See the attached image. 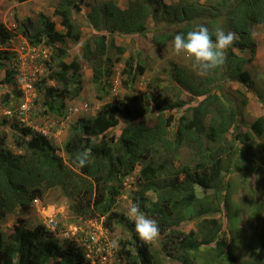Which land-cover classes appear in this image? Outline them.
<instances>
[{"label":"trees","instance_id":"trees-1","mask_svg":"<svg viewBox=\"0 0 264 264\" xmlns=\"http://www.w3.org/2000/svg\"><path fill=\"white\" fill-rule=\"evenodd\" d=\"M85 7L90 9L85 19L92 34L83 39L74 16ZM54 15L62 28L41 12L37 18L27 16L19 22V33L30 45L50 50L46 73L35 82L42 94L40 115L66 119L67 101L79 98L83 89V60L91 66L101 100L112 98L115 67L121 60V86L130 92L126 98L109 99L92 116L82 114L71 121L65 155L33 126L0 119V223L16 211L28 212L35 199L44 200L50 190L59 189L74 216L71 223L105 217L104 225L115 229L124 216L117 210L119 197L127 191L132 203L157 220L159 246L172 260L196 264L204 252L202 264H241L232 247L246 240L257 241L264 254V228L257 229L264 199L255 186L254 229L248 235L232 236L227 222L208 216L229 205L228 178L235 172L252 174L251 183L264 185V143L259 141L264 137V115L246 128L240 118L248 103L244 92H254L256 87L249 63L257 53L255 28H264V0H129L126 7L118 0H56ZM200 25L213 33L217 29L236 33L225 63L203 77L171 64L147 81L145 91L133 93L148 65L133 54L124 59L128 47L117 45L114 34L150 35L155 44L165 46L176 34H187ZM15 34L0 20V70L6 68L0 84L4 88L18 83L8 68L16 55L2 47ZM70 42L78 53L72 55ZM227 82L244 89L238 91L240 105L221 95ZM183 93L191 96L190 101ZM18 99L23 101L21 89L6 90L8 107ZM185 146L191 153L182 160ZM83 151L90 152L88 162L76 168L74 158ZM131 177L135 184L127 188L125 182ZM192 218H201L196 230L181 229ZM127 226L131 237L121 240V264H161L150 246L139 241L134 223ZM250 253L251 260L264 264ZM0 264L89 263L75 240L57 238L42 222L30 228L19 218L11 233L0 230Z\"/></svg>","mask_w":264,"mask_h":264},{"label":"rangeland","instance_id":"rangeland-1","mask_svg":"<svg viewBox=\"0 0 264 264\" xmlns=\"http://www.w3.org/2000/svg\"><path fill=\"white\" fill-rule=\"evenodd\" d=\"M55 1L56 0H29L26 2H18L16 0H1L0 2V20L3 21L9 28L14 30L17 34L7 42L2 47L10 48V50L15 53V55H23L24 67L28 72H34V78L36 79L34 83L41 78V76L46 73V61L50 58V50L49 47L39 46L37 47L34 53H28V48L26 42L19 33V22L27 16H31L33 18L38 17V13H44L51 17V19L55 20L58 23V28H62L59 24V18L54 15L55 10ZM166 2H173L177 0H164ZM129 0H118V4L121 7H126L128 5ZM90 9L85 7L84 11L81 14L75 15L78 23L81 25V29L83 32V39H86L88 36L92 34V28L89 26L85 19V14ZM151 22V20H150ZM255 41L257 42V53L256 57L249 63V69L253 75L255 80V93L250 91H245L244 93L248 96V103L245 107H243L242 114L240 118L243 119L244 128L249 123L253 122L254 119L264 115V28L262 26H257L255 28ZM131 34H122L121 32H116L113 36L117 45L126 46L128 50L123 55L125 59L130 54L135 55L137 58L143 59L148 65V70L141 76V79L136 85L135 91L133 93H141L146 90L147 81L150 78L157 74L159 71H162L164 68L169 67L171 64L185 66L189 70H193L191 66V62L184 59L182 56H176L172 53V42L168 43L165 46L155 44L152 39H150V35L148 36H140L134 37ZM70 47L73 49L72 55L74 53H78L77 46L75 43L70 42ZM16 49V50H14ZM18 51V52H15ZM116 53V50L113 51ZM71 56V55H70ZM67 57V61H72L73 56ZM250 56V55H247ZM11 62H8V68ZM123 68V60L118 62L115 67V73L113 76V89L114 94L110 97H105L103 100L99 98V95L95 88V83L93 82V72L91 66L87 61L82 62V72H83V89L79 96L76 99H69L67 101V109H66V119L59 120L60 117H55L49 115L44 117L40 115V107H41V98L42 94L35 89V91L31 94V98L33 97V107L29 111V120L30 125L35 127L36 129H41L42 127H46L47 133L53 142L59 147V152L61 155H65L64 152V143L67 138V133L69 129V124L71 121H75L80 115H94L100 106L103 103L108 102L109 99L113 100L116 98H126L127 94L130 92L121 86V70ZM6 68L0 70V81L5 79ZM194 71V70H193ZM30 75V74H29ZM31 76V75H30ZM163 78L165 76L161 75ZM15 77L17 79L16 84L10 83L6 85L4 88L0 84V119L7 117L3 114V108L8 107L5 104L6 90H13L14 92L21 88L24 75L17 71L15 73ZM15 79V80H16ZM239 90L244 91L242 87L235 82H227L225 83L223 90L221 91V95L226 98H230L233 101H237V104H241L239 101L240 95L238 93ZM23 96V95H22ZM183 96L190 101L191 96L183 93ZM239 99V100H236ZM37 100V101H36ZM21 102V99L15 100L14 103ZM78 107L79 111L74 112V108ZM9 122L11 123H20L17 118H9ZM27 122V121H26ZM9 123V124H10ZM9 130V128H7ZM12 142L13 139L10 138ZM260 142L264 143V137H262ZM191 151L185 146L181 149L180 157L182 160H186ZM180 159V161H181ZM252 174L244 175L240 172H235L229 179L231 184V201L228 206H225L226 209H222L216 213L210 214L208 216L212 217H221V221H225L228 224V228L232 230L231 235L237 236L240 234L241 236H246L251 233L253 230V225L255 221L253 207V186L256 187L257 193L259 194L260 199H264V185L256 183L255 185L251 183L250 180ZM129 183L131 185L135 184V179H130ZM127 184L130 186V184ZM199 192L202 193L200 189ZM153 196V194H152ZM247 199L245 200V198ZM43 206L45 207H54L57 211H59L60 219L62 222H66L67 224L71 223L74 218L73 214L70 212L69 203L65 197L61 194L59 189H52L48 192L46 198L42 200ZM132 203L130 197L128 196L127 191H124L123 194L119 197V202L117 206V210L123 214L124 216L120 217L115 224V229L107 228L108 232H110L112 237H115L118 241L120 240H128L131 235L128 228V220L126 216V211L130 204ZM262 204V203H260ZM225 210V211H224ZM44 211H39L36 206H32L28 212H19L16 211L13 214L9 215L8 218L0 223V230H3L5 233L9 234L12 232L13 225L19 220V218L25 221V224L33 228L42 220V215ZM102 218V217H101ZM202 218V217H201ZM201 218H192L184 221L181 224V229L185 231L196 230V221ZM99 222L102 219H98ZM258 222L261 224L259 231H263L264 228V210L259 214ZM235 226V227H234ZM57 238L61 239V237L57 236ZM226 238V237H225ZM224 238V239H225ZM227 239V238H226ZM161 236L159 235L158 240L154 245L150 246V251L156 256L159 263L161 264H182L171 258L164 255L160 248ZM260 245L257 241L246 240L243 243L234 245L232 247L234 249L235 255L239 256V260L241 264H245L247 261H254L252 259V254L250 251L254 252V257L259 259V261H264V254H262ZM199 258L197 259L196 264H202L205 256L204 252H200ZM253 264H259V262H250Z\"/></svg>","mask_w":264,"mask_h":264},{"label":"clouds","instance_id":"clouds-1","mask_svg":"<svg viewBox=\"0 0 264 264\" xmlns=\"http://www.w3.org/2000/svg\"><path fill=\"white\" fill-rule=\"evenodd\" d=\"M213 36L215 37V39H213ZM236 40H237V35L234 32L229 31V32L225 33L222 29H217L213 33V32H210L206 26L200 25V26H197L194 30L187 32V34H184V33L176 34L173 41H172V53L176 56H182L187 61H190L191 66H192L193 70L196 72V74L198 76L203 77V76L208 75L210 72L214 71L218 67H221L225 63L227 50L234 44V42ZM24 41L26 42L27 48L33 47V48L37 49V47L30 45L26 39ZM4 48H6V47H4ZM6 49L10 50V48H6ZM14 50H16V49H14ZM15 52H18V51H15ZM18 57H19V55H16L15 57L12 58L11 61H9V62H11V64L9 65L10 70H12L14 72V74L17 71H20L19 69H16L15 67L12 66V62L15 59H17ZM35 80L36 79L34 78V81ZM34 81H33L32 93L35 91ZM20 89L22 90V95H23L22 100L23 101L16 103L15 106L4 107L3 108V114L4 115H6L4 113L5 109H8V108L16 109L18 106H20L21 103L25 102L26 97H25L24 91H23L22 87ZM31 94H30V103H29L30 110L33 107V105H32L33 104V102H32L33 97L31 98ZM29 111L27 114V118L25 120H23L17 116H13V117H10L9 115H6V116L7 117L9 116V118H17L19 121L25 122L26 124L30 125V123L28 122ZM30 126H32V125H30ZM46 129H47L46 127L45 128L42 127L41 129H36V130L43 133L44 135L49 136L48 133L43 132V130H46ZM89 156H90V152H88V151H83V152L78 153L74 158V167H76V168L85 167L87 162H88ZM37 199H39V198H37ZM39 200H40V206H36L34 201L32 203V206H36L39 211H44L43 208H47V207L43 206L41 199H39ZM52 208H54V207H52ZM59 214L60 213L58 211V218H59L60 222H59V227L57 228V230H51V229L46 227V225L43 222V215H42V220H41V222L45 225V227L47 229H49L50 231L55 233L56 237L59 236L61 238L75 240L73 238L65 237L63 233H65V231L69 228L70 225H73V224L80 225V224H85L87 222L88 223L98 222V223H100V225L102 226L103 229L107 230V228H105V225L103 223L105 217L100 218V219H102L101 222H99L98 219L95 218V219H91V220H86L83 223H69V224H67L66 222L61 221ZM125 214H126L128 220L130 222L134 223L135 233H136L139 241L144 245H154L156 243V241L158 240L159 235H160L159 224H158L157 220L149 218L144 212H142L140 210V206L137 203H131ZM75 242H77V241H75ZM119 243L121 244V240L119 241ZM77 245H78V242H77ZM113 246H116L115 242H113ZM80 248L83 250V248L81 246H80ZM120 250H121V245H120ZM83 254H84V250H83ZM84 258H85V254H84Z\"/></svg>","mask_w":264,"mask_h":264},{"label":"built area","instance_id":"built-area-1","mask_svg":"<svg viewBox=\"0 0 264 264\" xmlns=\"http://www.w3.org/2000/svg\"><path fill=\"white\" fill-rule=\"evenodd\" d=\"M36 49L33 47H28V53H34ZM23 55L20 54L17 59L12 62V66L16 69H19L20 72L24 75L23 85L21 86L26 100L21 103L16 109H5L4 113L10 117L17 116L23 120L27 118L28 111L30 110V94L33 91V81H34V72H28L24 65ZM31 76H30V75ZM78 107L74 108V111L77 112ZM44 133H47L46 130H43ZM133 177L127 179L125 185L127 188L131 187L129 180ZM130 184L128 186L127 184ZM34 203L36 206H40V200L35 199ZM43 222L47 228L51 230H57L59 227V218L58 211L52 207L43 208ZM65 237L73 238L78 242L85 254V259L90 264H121L122 257L120 250V243L111 234L102 228L98 222H90L85 224H73L63 233ZM115 242L116 246H113Z\"/></svg>","mask_w":264,"mask_h":264}]
</instances>
